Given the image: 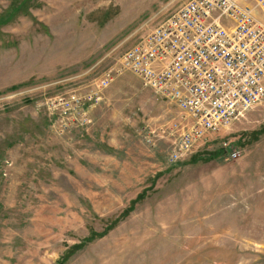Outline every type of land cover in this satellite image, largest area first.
<instances>
[{"label":"rangeland","instance_id":"rangeland-1","mask_svg":"<svg viewBox=\"0 0 264 264\" xmlns=\"http://www.w3.org/2000/svg\"><path fill=\"white\" fill-rule=\"evenodd\" d=\"M189 1L0 0V264H264V111L173 164L176 110L101 86Z\"/></svg>","mask_w":264,"mask_h":264},{"label":"built area","instance_id":"built-area-1","mask_svg":"<svg viewBox=\"0 0 264 264\" xmlns=\"http://www.w3.org/2000/svg\"><path fill=\"white\" fill-rule=\"evenodd\" d=\"M125 73L176 110L163 139H171L169 161H183L251 112L264 111V0L189 1L128 49L101 86ZM82 101H62L65 113L73 103L84 109Z\"/></svg>","mask_w":264,"mask_h":264}]
</instances>
